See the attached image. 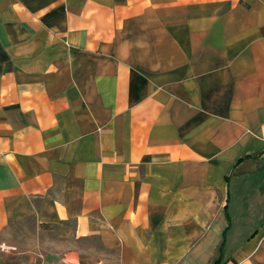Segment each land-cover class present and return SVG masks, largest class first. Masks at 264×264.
Segmentation results:
<instances>
[{
    "label": "crops",
    "instance_id": "1",
    "mask_svg": "<svg viewBox=\"0 0 264 264\" xmlns=\"http://www.w3.org/2000/svg\"><path fill=\"white\" fill-rule=\"evenodd\" d=\"M264 264V0H0V264Z\"/></svg>",
    "mask_w": 264,
    "mask_h": 264
},
{
    "label": "trees",
    "instance_id": "2",
    "mask_svg": "<svg viewBox=\"0 0 264 264\" xmlns=\"http://www.w3.org/2000/svg\"><path fill=\"white\" fill-rule=\"evenodd\" d=\"M215 264H222L221 259L219 258V259L215 262Z\"/></svg>",
    "mask_w": 264,
    "mask_h": 264
}]
</instances>
